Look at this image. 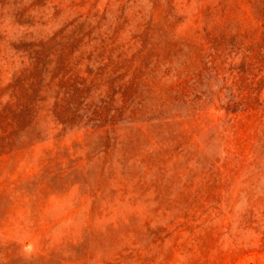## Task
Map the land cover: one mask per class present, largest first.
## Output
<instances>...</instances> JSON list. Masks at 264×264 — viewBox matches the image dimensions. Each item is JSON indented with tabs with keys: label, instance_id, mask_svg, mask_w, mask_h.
<instances>
[{
	"label": "rangeland",
	"instance_id": "rangeland-1",
	"mask_svg": "<svg viewBox=\"0 0 264 264\" xmlns=\"http://www.w3.org/2000/svg\"><path fill=\"white\" fill-rule=\"evenodd\" d=\"M0 264H264V0H0Z\"/></svg>",
	"mask_w": 264,
	"mask_h": 264
}]
</instances>
